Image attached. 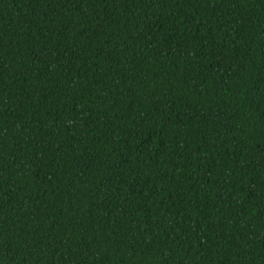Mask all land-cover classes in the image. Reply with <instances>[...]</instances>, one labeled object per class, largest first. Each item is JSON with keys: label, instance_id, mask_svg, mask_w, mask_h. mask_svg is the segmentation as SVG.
<instances>
[{"label": "trees", "instance_id": "16d2710c", "mask_svg": "<svg viewBox=\"0 0 264 264\" xmlns=\"http://www.w3.org/2000/svg\"><path fill=\"white\" fill-rule=\"evenodd\" d=\"M0 264H264V0H0Z\"/></svg>", "mask_w": 264, "mask_h": 264}]
</instances>
